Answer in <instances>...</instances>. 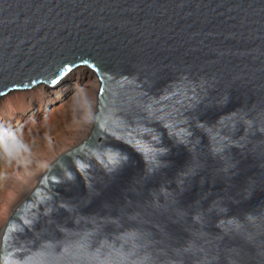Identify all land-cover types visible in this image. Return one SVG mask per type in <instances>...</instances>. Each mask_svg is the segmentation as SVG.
<instances>
[{"label":"water","instance_id":"obj_1","mask_svg":"<svg viewBox=\"0 0 264 264\" xmlns=\"http://www.w3.org/2000/svg\"><path fill=\"white\" fill-rule=\"evenodd\" d=\"M78 69L92 130L0 264H264V0H0V99Z\"/></svg>","mask_w":264,"mask_h":264},{"label":"rangeland","instance_id":"obj_2","mask_svg":"<svg viewBox=\"0 0 264 264\" xmlns=\"http://www.w3.org/2000/svg\"><path fill=\"white\" fill-rule=\"evenodd\" d=\"M83 82L82 78L70 77L64 82L63 88L55 90L57 86L46 87L43 93L33 92L34 89L17 91L1 101L0 138L7 137L9 133H15L29 146L30 153L22 158L23 162L15 160L9 162L0 155V177H2L0 178V236L14 209L30 192L20 193L13 199L9 210L2 211V214V203L10 192L17 169L22 170L41 157H54L56 150L64 149L75 142L74 137L76 138L77 134L85 136L86 132L80 131L81 123L87 113L86 91H81ZM37 93L38 96H36ZM7 100H11L12 106ZM86 137L87 135L84 140ZM64 153H61L54 161ZM45 171L38 176L31 190L35 188Z\"/></svg>","mask_w":264,"mask_h":264},{"label":"bare ground","instance_id":"obj_3","mask_svg":"<svg viewBox=\"0 0 264 264\" xmlns=\"http://www.w3.org/2000/svg\"><path fill=\"white\" fill-rule=\"evenodd\" d=\"M70 77H72V78L77 77V78L84 79L81 91L82 92L86 91L85 102H86V107H87V113H86L85 118L83 119V122L81 123L80 131H85L86 132L85 136L87 135V137H88L90 131L92 130V119L97 112L100 82L98 81V78L96 75L91 76L89 73H85L82 69H78V70L74 71L73 73H71L68 77H66V79L64 81H60L59 85H57L56 88L54 87L55 90H57L61 87L63 88L64 82H66V80ZM36 88H37L36 90H35V88H34V90L32 89L33 92L37 91L39 93H43V89L46 88V86L41 84V85L37 86ZM51 88H53V87H51ZM15 92H17V91L10 92L6 96L8 97L10 94L15 93ZM6 96L2 97L0 99V103H1V101L4 100V98H6ZM36 96H38V93ZM8 103L11 104V100H9ZM10 106H12V104ZM92 114H94V115L92 116ZM85 136H84V134H83V136L81 134H79V135L77 134V137L76 138L74 137L75 142H72L71 144H69L64 149L56 150L54 157H52V156H49V157L47 156V158L41 157L39 160L34 161L32 163V165H29L28 167H25L22 170L17 169V171L15 172V176L13 178V184L11 186L10 192L5 196L4 201L2 203L1 212L2 211L7 212L9 210V208L11 207L13 199L15 197H17L20 193H22V192L28 193L29 191H31V188H32L31 186L37 180L38 176H40L48 168V166L52 162H55L54 161L55 158H57L61 153H64V152L67 153L71 149H74L75 147H77L84 140ZM3 212H2V214H3Z\"/></svg>","mask_w":264,"mask_h":264},{"label":"clouds","instance_id":"obj_4","mask_svg":"<svg viewBox=\"0 0 264 264\" xmlns=\"http://www.w3.org/2000/svg\"><path fill=\"white\" fill-rule=\"evenodd\" d=\"M29 153V146L15 133H9L7 137L0 138V155L9 162L13 160L23 162L22 158Z\"/></svg>","mask_w":264,"mask_h":264},{"label":"snow or ice","instance_id":"obj_5","mask_svg":"<svg viewBox=\"0 0 264 264\" xmlns=\"http://www.w3.org/2000/svg\"><path fill=\"white\" fill-rule=\"evenodd\" d=\"M69 71H70V70H69ZM52 83H53V85H55V84L57 83V81H56V80H54Z\"/></svg>","mask_w":264,"mask_h":264}]
</instances>
